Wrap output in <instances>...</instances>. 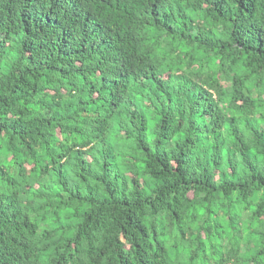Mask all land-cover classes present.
Returning a JSON list of instances; mask_svg holds the SVG:
<instances>
[{
	"label": "trees",
	"instance_id": "1",
	"mask_svg": "<svg viewBox=\"0 0 264 264\" xmlns=\"http://www.w3.org/2000/svg\"><path fill=\"white\" fill-rule=\"evenodd\" d=\"M218 4L222 6V0ZM113 7L118 13L134 16L140 0L115 6L111 0H97L94 5L96 11ZM200 8V0L187 3L152 0L146 12L151 18L145 21L148 31L139 37V42L154 38L161 31L168 33L152 50L161 68L167 67L164 62L170 56L169 38L175 39L181 49H192L191 54L184 53L191 61L204 55L201 46L205 41H198V30L203 26L196 23ZM49 19L41 13L38 0H0V59L11 55V45L19 41L18 53L28 54L29 63L35 64L33 68L26 67L23 76L13 75L19 69H11L8 94L0 93L3 117L0 119V260L3 264H9L8 257L18 255L13 246L29 245L35 249L30 264H51L52 255L60 247L65 249L67 259L60 253L57 264H67L68 260H74V264H107L111 259L109 253L116 257L112 264H208L211 256H216L213 264H264V162L261 161L264 134L252 127L254 120L244 117L241 123L239 117L227 115L233 111L237 99L259 107L258 92L253 97V89L245 87L244 92L250 95L244 96L237 88L238 84L243 85L240 70L232 77L231 87L225 76H219L207 87L201 85L202 96L194 100L185 97L189 99L186 119L190 135H183L182 120H177L175 125L174 134L183 135V145L177 142L181 157L194 156L192 148L206 144L209 138L216 141L209 146L211 165L205 161L202 169L206 176L193 180L179 176L180 169H175L178 179L162 178L161 185L149 189L154 197L144 196L149 180L139 170L141 164L148 169V175L155 177L157 173L137 157H131L136 161L131 168L124 159L128 153L122 152L121 145L129 138L127 125L135 127L127 117L130 110H135L142 117L144 134H150L156 120L162 119L153 115L152 101L158 103L160 93L164 92L172 103V96L164 91L171 85L156 74L149 76L134 70L132 60L139 53L136 37H130L132 47L120 53L130 70L119 73L115 79L100 75L97 84L81 74L86 87H79L72 80L45 75L44 83H38L41 72L58 73L60 78L69 72L55 62L67 53L60 47L49 50L47 43L35 38L38 28ZM193 26L197 36L191 35ZM207 31L209 36L215 35L211 29ZM119 38L120 33L110 37ZM64 39L67 42L71 37ZM92 52L100 55L87 42L72 50L73 56L79 57L90 58ZM258 69L259 65L252 69V74ZM75 72L80 74L82 70L76 68ZM160 75L171 78L174 73L169 68ZM20 101L22 105L17 106ZM98 110H103L111 121L107 136L112 149L111 166L101 165L102 174L93 167L100 155L95 137L82 135L89 129L76 123H86L88 114L95 118ZM208 112L225 115L206 122ZM126 119L127 125L121 127ZM221 128L226 131L221 133ZM229 142L238 146V160L235 152L222 150L221 145ZM105 143L101 140L102 146ZM142 150L147 154L146 148ZM204 151L207 154L208 150ZM168 167L161 163L165 172ZM129 180L137 197L129 199L121 191L120 197L113 199V189L126 188ZM252 208L255 211L249 214ZM29 237H35L36 243ZM223 247L227 248L226 252L219 251Z\"/></svg>",
	"mask_w": 264,
	"mask_h": 264
},
{
	"label": "clouds",
	"instance_id": "2",
	"mask_svg": "<svg viewBox=\"0 0 264 264\" xmlns=\"http://www.w3.org/2000/svg\"><path fill=\"white\" fill-rule=\"evenodd\" d=\"M96 2L97 0H38L41 13L50 19L46 25L38 28L35 38L37 41L47 43L49 50L60 47L62 51H65L67 55L55 62L69 69L68 74L63 78H60L58 73L41 72L38 83H44L45 75L53 79H62V81L72 80L79 87H86L84 81L80 79L81 74L97 84H99L100 75L115 79L119 73L130 70V66L123 62L120 53L122 49L132 47L130 37L137 38L136 47L139 49V53L132 60L135 66L134 70L142 71L149 76L156 74L165 84L171 85L164 91L172 96V103L168 102L164 92L160 93L158 103L155 100L152 101L153 115L162 117V119L156 120L150 134H144L142 117L135 110H130L131 115L127 117V119L133 120L135 127L127 125V119L121 126L127 125L130 129L129 138L121 145L122 152L128 153L124 159L128 161L129 168L136 163L131 157H137L145 164L150 165L157 173L155 177L148 175V169L141 164L139 170L149 180L148 188L143 190L144 196L154 197L155 194L149 189L161 185L163 179L169 181L178 179L175 169H180L179 176H187L193 180L206 176L202 169L205 168V161L209 166L211 165L209 146L216 141L209 138L206 144L192 148L195 155L190 158L181 157L179 155L181 149L177 147V142L183 145V135L191 134L187 130L186 119L189 99L194 100L197 96L203 95L201 85L207 87L219 76H225L229 87H231V79L238 74L237 70L239 69L243 85L238 84L237 88L244 96L250 95V93L244 92L245 87L253 89L251 93L253 97L258 92L260 94L259 107H251L246 104L244 99H237L233 105V111L228 112L227 115L239 117L241 123L244 117H248L250 121L254 120L255 123L252 124V127L264 134V0H222V6L218 4V0H200L201 8L196 14V23L203 26L198 30L200 33L198 41H205L206 46H201L204 55L191 61L189 56L184 53L191 54L192 49H181L175 39L169 38L167 46L171 52L169 59L164 62L167 67L163 68L152 50L158 46L161 39L168 36V33L161 31L156 34V37L139 42V37L144 36L148 31L145 28V21H150L151 18L146 15V12L149 10L152 0H140V8L134 16L118 13L115 7L96 11L94 8ZM125 2L130 3L131 0H111L114 6ZM180 2L187 3L188 0H180ZM207 29H211L215 35L209 36ZM114 33H120L118 40L110 39ZM191 35L197 36L195 26L192 28ZM69 36L71 39L65 42L64 38ZM205 37L208 39L205 40ZM153 39H155V43ZM101 41L104 42L103 46H101ZM84 42L92 44L95 51L100 52V55L92 52L90 58L73 56L72 50ZM221 44L225 46L221 48ZM18 49L19 41L15 45H11V55L0 59V93L4 95L8 94L7 90L11 86L8 79L11 69H19V72H14L13 75L23 76L26 75L24 71L26 67H35L34 63H29L28 54L20 55ZM101 56L104 57L103 60L100 59ZM37 59H40L39 54ZM52 60H55V57ZM81 60L83 63L80 62ZM97 61L100 63L97 64ZM151 65H156V68H151ZM257 65H259L258 71L252 74V69H256ZM221 66H223L222 71ZM76 68H80L82 72L76 73ZM169 68L174 73L171 78L160 75L161 72H167ZM245 75H247V79H245ZM28 78L31 79V76ZM257 80H259L258 86ZM177 84L180 85L179 88L176 87ZM122 94L117 93V95ZM230 95L234 94L230 93ZM185 97L189 99H185ZM178 101H182V103L178 104ZM22 103L23 101H20L17 106ZM204 107L207 111V101H205ZM181 109H183L182 112ZM123 110L122 106L121 111ZM98 113L95 118L93 114H88L87 122L83 125L79 121L76 123L78 127L89 129L88 133H82V135H86L87 138L95 137L96 150L100 155L97 156L94 163L91 160L89 163H93L95 171L102 174L101 165H105L106 168L111 166L109 161L112 149L110 141H107L111 121L103 113V110H98ZM217 115L224 118L225 114L220 112ZM217 115L208 112L206 122L215 120ZM2 118L0 116V119ZM177 120H182L183 135L174 134ZM220 131L224 133L226 129L221 128ZM248 134L250 135V133ZM101 140L106 141L103 146ZM237 147L232 142L221 145L222 150L235 152V159L238 160ZM143 148L148 150L147 154L142 150ZM205 149L208 150L207 154H205ZM261 161L264 162V157H261ZM161 163H166L169 166L167 172L161 168ZM208 170H211L210 167ZM237 171L239 172V169ZM243 175L247 179V169H244ZM231 178L229 177V179ZM121 191L129 199L138 195L133 190L130 180L126 188L121 186V188L113 189V199L119 198ZM105 195L107 194L105 193ZM168 198L171 199L170 196ZM253 211H255L254 208L249 209V214ZM29 240L36 243L35 237H29ZM223 243L227 244V241H223ZM50 246L55 247V245ZM13 247L18 255L14 254L8 257L9 264H30V261L34 259L35 249L31 245L23 248ZM219 251L226 252L227 248H220ZM60 253H64L65 259H67L65 249L60 247L52 255L51 264H57V261L60 260ZM109 255L111 259L107 261V264H112L116 257L114 253H109ZM215 260L216 256H211L208 264H213ZM0 264H3V260H0ZM67 264H74V260H68Z\"/></svg>",
	"mask_w": 264,
	"mask_h": 264
}]
</instances>
